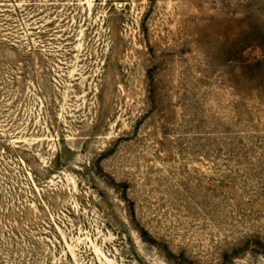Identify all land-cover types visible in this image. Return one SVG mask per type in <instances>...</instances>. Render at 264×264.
<instances>
[{
  "label": "rangeland",
  "instance_id": "rangeland-1",
  "mask_svg": "<svg viewBox=\"0 0 264 264\" xmlns=\"http://www.w3.org/2000/svg\"><path fill=\"white\" fill-rule=\"evenodd\" d=\"M0 264H264V0H0Z\"/></svg>",
  "mask_w": 264,
  "mask_h": 264
}]
</instances>
